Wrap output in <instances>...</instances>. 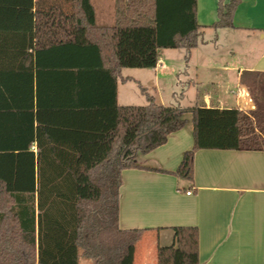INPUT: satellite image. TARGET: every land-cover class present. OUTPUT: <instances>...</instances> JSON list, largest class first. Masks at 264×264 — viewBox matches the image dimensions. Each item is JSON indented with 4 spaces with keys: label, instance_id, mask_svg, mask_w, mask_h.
<instances>
[{
    "label": "trees",
    "instance_id": "1",
    "mask_svg": "<svg viewBox=\"0 0 264 264\" xmlns=\"http://www.w3.org/2000/svg\"><path fill=\"white\" fill-rule=\"evenodd\" d=\"M242 1L218 0L210 28L234 29ZM67 3L69 14L56 2L0 0V264H134L145 230L120 228L122 174L141 169L138 158L190 120L194 147L172 173L179 179L193 181L201 150L264 152L260 72L240 77L255 104L248 113L167 107L146 89V106L116 103L106 118L83 103L50 111L44 82L57 52L92 50L117 79L124 69H155L161 50H185L189 61L203 35L197 0H115L113 27L97 25L92 0ZM172 231L157 264H201L198 228Z\"/></svg>",
    "mask_w": 264,
    "mask_h": 264
},
{
    "label": "crops",
    "instance_id": "2",
    "mask_svg": "<svg viewBox=\"0 0 264 264\" xmlns=\"http://www.w3.org/2000/svg\"><path fill=\"white\" fill-rule=\"evenodd\" d=\"M42 1L60 3L66 14L71 13L67 0H35ZM94 2L104 6L113 3V11L108 7L100 15L107 25L98 24L94 6L97 25L113 27L115 0H92L93 5ZM217 10L218 0H197V19L203 35L189 61L184 59L185 50L178 59L173 52L176 50H161L155 69H124L115 79L92 50L57 52L47 61L56 67L44 82L50 111H57L52 107L60 102H65L67 108L83 103L96 113L102 110L106 118L116 103L120 108L131 104L133 94L126 88L129 84L135 83L143 96L142 89L152 95L150 86L158 91L160 75L174 73L175 64L185 69L182 74L197 89L204 85L197 71L215 72V81L198 95L195 106L254 111L253 99L240 77L243 72L264 73V0H243L234 17V29L210 28L218 20ZM222 42L226 43L230 61L199 63L201 47L213 45L218 51ZM69 117L73 121L67 114ZM48 118L52 120L53 114ZM193 147L190 120L186 128L171 134L165 145L140 156L141 169L123 172L120 228L145 230L136 245L134 264H157L158 249L174 244L175 227L198 228L201 264H264V152L201 150L195 155L193 181L179 179L172 173Z\"/></svg>",
    "mask_w": 264,
    "mask_h": 264
},
{
    "label": "rangeland",
    "instance_id": "3",
    "mask_svg": "<svg viewBox=\"0 0 264 264\" xmlns=\"http://www.w3.org/2000/svg\"><path fill=\"white\" fill-rule=\"evenodd\" d=\"M94 6L98 15V24L107 25L100 19V15L102 11H108V7L109 11H113V3L104 6V4L94 2ZM223 45L225 46L223 47ZM200 50L201 51H199L200 53L198 55V60L201 64L210 65L211 63H214L216 59L219 60V63L223 64L232 59L228 55V48L225 42H222V45L217 49L218 51H215V46L213 45L201 47ZM173 52H175V57L178 59L179 56L183 55L185 51L176 50ZM173 67L175 69L174 73L171 72L160 75L158 91L153 88V86H150L151 94L156 97L158 103H160V101H164L165 104L162 105H167V107H177L179 105L183 107L195 106L198 95L203 93L207 88H210L211 85L209 84H211L212 81H215V72L205 69H201L199 72L197 71L198 75H200L199 81L204 83V85H200V87L197 89L193 87L191 81H189L185 75L182 74L185 70L183 67L179 68L177 64H175ZM207 85L210 87H207ZM126 88H128L130 93L133 94V100H131V104H128V106L147 105L146 98L141 94V90L135 83L129 84ZM182 94L183 97H181Z\"/></svg>",
    "mask_w": 264,
    "mask_h": 264
},
{
    "label": "built area",
    "instance_id": "4",
    "mask_svg": "<svg viewBox=\"0 0 264 264\" xmlns=\"http://www.w3.org/2000/svg\"><path fill=\"white\" fill-rule=\"evenodd\" d=\"M192 193L191 192H188V195H191Z\"/></svg>",
    "mask_w": 264,
    "mask_h": 264
}]
</instances>
